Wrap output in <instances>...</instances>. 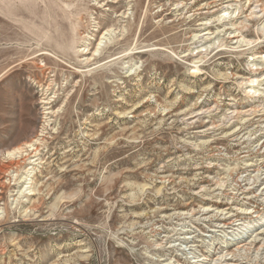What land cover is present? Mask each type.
Listing matches in <instances>:
<instances>
[{
  "label": "rangeland",
  "instance_id": "obj_1",
  "mask_svg": "<svg viewBox=\"0 0 264 264\" xmlns=\"http://www.w3.org/2000/svg\"><path fill=\"white\" fill-rule=\"evenodd\" d=\"M0 18V163L42 148L18 174L38 195L17 210L0 187V264H264V0H0Z\"/></svg>",
  "mask_w": 264,
  "mask_h": 264
},
{
  "label": "bare ground",
  "instance_id": "obj_2",
  "mask_svg": "<svg viewBox=\"0 0 264 264\" xmlns=\"http://www.w3.org/2000/svg\"><path fill=\"white\" fill-rule=\"evenodd\" d=\"M5 8L8 9V7H5ZM25 11H26V9H25ZM25 11H22V14H26ZM8 14L10 16L11 15V11H8ZM226 16H227L226 14L221 15V19H225ZM0 21L2 22L4 20L0 18ZM7 24H9V23H7ZM5 30H7V28L3 29L1 32L5 31ZM199 68L195 67L194 70H193V73L200 72ZM250 84H252L253 86L250 87L248 93L250 95L251 94L255 95V93L257 92V90H256L257 88H255L254 85L256 83L255 82H250ZM44 104H48V103L44 102ZM40 142L41 141L39 139H37L36 137L35 138H30V139H28L26 141L18 142L15 147L9 148V149H7V150H5L3 152L4 158H3L2 162L0 163V187H2V189H9V191L13 194L11 197H16L17 198V201H16V203L18 202L17 203V210H18V208L21 205L27 203L26 198H30V197H34V196L38 195V194H36V189L34 187L33 188H27L26 187V181L27 180L24 181L22 176L18 177L19 176L18 174L20 173L21 170L22 171L27 170L26 168L28 166V163H27L28 161L33 160V159L36 160L35 158L40 156V151L42 149V148L40 149V145H39ZM40 159H38V160L41 161ZM38 160H36V161H38ZM36 161L34 163H36ZM30 164L31 163H29V165ZM27 172L28 171H26V173ZM23 175H25V174L23 173ZM5 180H6V182H3ZM27 189H28V191H27ZM37 191H39V190H37ZM43 197H42V200H41L42 202H43V200H45V198H43ZM1 201H2V199H1V196H0V202ZM32 206L30 207V209L23 208L21 215H23L26 218L36 217L37 213H40V211H41V203L38 204V205H32ZM255 213L253 212V214H255ZM5 214H6V218L8 219L10 211L9 210H5ZM1 215H4V214L0 213V217H1ZM237 217L238 216H236V218ZM231 219L232 218H230V219L222 218L221 219V217H219V218H217V221H222L225 225H230L231 224Z\"/></svg>",
  "mask_w": 264,
  "mask_h": 264
}]
</instances>
